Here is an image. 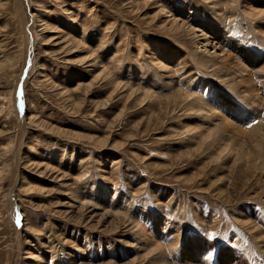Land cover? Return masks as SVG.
I'll return each mask as SVG.
<instances>
[{"label":"rangeland","instance_id":"obj_1","mask_svg":"<svg viewBox=\"0 0 264 264\" xmlns=\"http://www.w3.org/2000/svg\"><path fill=\"white\" fill-rule=\"evenodd\" d=\"M198 21L261 55L262 94L264 0H0V264H264V108Z\"/></svg>","mask_w":264,"mask_h":264},{"label":"bare ground","instance_id":"obj_2","mask_svg":"<svg viewBox=\"0 0 264 264\" xmlns=\"http://www.w3.org/2000/svg\"><path fill=\"white\" fill-rule=\"evenodd\" d=\"M177 24L178 23L173 20V22H171L170 25H171V27H173L175 29V28L179 27ZM181 26H183V25H181ZM183 27H185L187 33L189 34L190 41L194 44V46L197 49H200L202 51L201 52V57L202 58L200 60V63L203 66H205V67L211 68L209 71H211L212 74L218 75L219 78H218V81H216L218 83V85H222V86L230 85L232 83L231 79L227 80L225 77L228 76V75L229 76H234L237 81L243 82L244 87L246 89L245 92H241L242 99L244 100L242 103L250 105L252 107V109H254V110H257L258 107H260V108L263 107L264 108V79H261L260 75L258 76L261 79V81H260L261 85H260L259 88L261 89L262 94L260 93L259 89L252 88V86H253L252 83H251L252 80H250L251 77H252V74H251L252 71L251 70L255 68V66H253V65L256 64V62L259 59V56H261V55L258 54V53L255 55V53L250 51V49H245V48L235 49L236 48L235 47V45H236L235 40L230 38V37H228V36H226V34L224 32H222V30L217 25L210 24L208 21L207 22L198 21V23H192V24L190 23L189 25H186V26H183ZM211 29H213L214 32H215V36L213 38L209 37L206 34ZM198 31H200V33ZM260 31H261V29H260ZM257 32H258V30H257ZM236 46H238V45H236ZM228 48H231L235 52V54L233 55L230 52H226ZM170 51H171V55H172V54H174V52L176 50L175 49H171ZM260 52H262V51H260ZM262 56H263V54H262ZM262 59H264V57ZM218 61L221 62V64H220L221 66L217 65ZM155 63L158 65V67L160 69H165L164 64L160 63V61H158V59H156ZM260 65H261V63H260ZM39 71H41V70L39 69L38 72ZM161 73H163V72H161ZM198 86L201 87V90L203 89V91H205L206 89L209 88V87H207V84L205 82H199ZM237 86H238V84H237ZM65 91L66 90L63 88V92H65ZM237 94H239V93H237ZM241 94H239V95H241ZM226 99H227V97H226ZM211 100L214 102V104H216L218 106V109L216 107H214V106H209L207 108V110H208L207 113H208L209 119H212V120H215L216 122H219V125L225 126V127H227V129L229 128V130H232V132L235 135H238L239 133H243L233 123L232 116H230V114L228 116V114H227L229 112V110L226 109V108H228L227 105H233V104H231L229 102L226 103L224 98L221 95H219V94H213ZM233 106H235V105H233ZM200 115H198V116H200ZM250 133H251V131H250ZM259 133H260V131H259ZM259 133H258V135H259ZM187 135H189V134L187 133ZM258 135H257V138H259ZM209 136H213V135H209ZM251 140H252V138H251ZM255 140H256V138H255ZM255 140H254V142H255ZM256 142H258V141H256ZM259 144H260V142H258V145ZM228 150H229V148H228ZM227 153H228V151H227ZM220 156H222V155H220ZM254 239H256V238H254ZM261 251L264 254V250H261Z\"/></svg>","mask_w":264,"mask_h":264}]
</instances>
